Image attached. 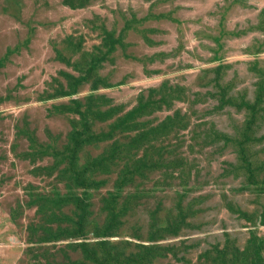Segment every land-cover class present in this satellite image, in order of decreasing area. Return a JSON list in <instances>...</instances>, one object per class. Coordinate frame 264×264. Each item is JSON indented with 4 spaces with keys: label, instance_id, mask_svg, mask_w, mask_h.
<instances>
[{
    "label": "rangeland",
    "instance_id": "374dc122",
    "mask_svg": "<svg viewBox=\"0 0 264 264\" xmlns=\"http://www.w3.org/2000/svg\"><path fill=\"white\" fill-rule=\"evenodd\" d=\"M263 241L264 0H0V264Z\"/></svg>",
    "mask_w": 264,
    "mask_h": 264
},
{
    "label": "trees",
    "instance_id": "16d2710c",
    "mask_svg": "<svg viewBox=\"0 0 264 264\" xmlns=\"http://www.w3.org/2000/svg\"><path fill=\"white\" fill-rule=\"evenodd\" d=\"M70 4L72 1H69ZM263 242H258L256 244L252 245V248L249 249V251H246V253H243L244 255L242 257H235V260L233 261V264H262L263 262V256H262V250H263ZM210 258H205V262H209L210 264ZM227 262V254L224 253V256H222L220 259H214L212 260V264H226Z\"/></svg>",
    "mask_w": 264,
    "mask_h": 264
},
{
    "label": "bare ground",
    "instance_id": "6f19581e",
    "mask_svg": "<svg viewBox=\"0 0 264 264\" xmlns=\"http://www.w3.org/2000/svg\"><path fill=\"white\" fill-rule=\"evenodd\" d=\"M225 62V61H224ZM217 106V105H216ZM129 111V110H128Z\"/></svg>",
    "mask_w": 264,
    "mask_h": 264
}]
</instances>
